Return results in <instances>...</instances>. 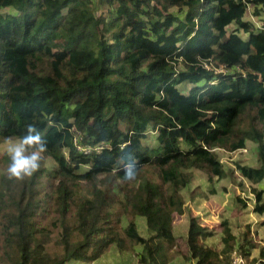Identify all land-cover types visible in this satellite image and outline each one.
<instances>
[{"label": "trees", "instance_id": "obj_1", "mask_svg": "<svg viewBox=\"0 0 264 264\" xmlns=\"http://www.w3.org/2000/svg\"><path fill=\"white\" fill-rule=\"evenodd\" d=\"M249 6L264 18V0H0V139L36 123L48 144L32 177L0 182V264H89L112 244L140 245L135 264H169L182 190L195 175L235 181L220 152L253 143L262 164L234 167L264 180V20ZM252 191L262 214L264 188ZM220 229L207 245L215 230L190 215L186 257L229 264L236 236L225 218ZM242 234L239 253L264 264V244Z\"/></svg>", "mask_w": 264, "mask_h": 264}, {"label": "rangeland", "instance_id": "obj_2", "mask_svg": "<svg viewBox=\"0 0 264 264\" xmlns=\"http://www.w3.org/2000/svg\"><path fill=\"white\" fill-rule=\"evenodd\" d=\"M93 3H97L98 0H92ZM104 7H97V12H104ZM247 19L252 20L255 26H260L263 24L264 18L262 16L256 17L252 15V7L249 6L246 12ZM234 25H231L229 28L232 29ZM241 33V32H240ZM244 37V35H242ZM189 88L188 84L181 85V89L186 91ZM3 139H0L2 141ZM148 145L154 146L156 141L153 136H149L145 141ZM0 153H3V145L0 143ZM257 151L256 147L253 143H248L246 147V151H240L235 153H225L220 152V159H224L223 164L229 168H234L233 178L235 181H232V176L228 175L226 178L217 181L214 185L204 181L202 178L197 177L196 175L193 178L192 185L182 190V195L186 202V211L183 216L177 217L174 225V234L176 235V245L179 248L180 253L171 254V259L169 264H194L193 260L186 257L187 248L185 245V233H186V225L187 219L190 215H195L200 223H205L209 225V228H213L215 230V234L206 240L207 245H215L216 248H219L220 238L222 236V232L220 229V222L223 218L227 219L229 222V226L236 236V246L235 250L230 253V260L238 255V245L242 239V233L246 225L250 226V234L257 240L260 244H264V212L262 214H257L250 209L249 206H244L242 202L238 200L239 193L244 190V182L240 179L238 173H236L234 163L236 161L241 162L242 164L258 167L262 163L256 161ZM48 165L52 163V161L47 158ZM264 166V163H263ZM6 166L0 165V182L3 179H7L5 175ZM243 182V186L238 185V181ZM249 184V181H247ZM254 187L261 189L264 188V180L256 185L251 184V189ZM216 193L211 195L209 190L214 188ZM206 193H209L213 199H208ZM205 199L206 203L204 202ZM206 212V216H201L203 214V210ZM214 208V209H213ZM211 215V216H209ZM122 226L127 224V220L124 216H122ZM137 231L142 236H149L151 232L147 229L145 219L142 216H137L134 218ZM210 219V220H209ZM209 220V221H208ZM141 251V246L138 245L132 251H119L115 244L107 247L105 252L94 262L89 264H135L138 257L137 254ZM257 256V251H253L251 256L245 259V264H250L251 258ZM66 264H82L79 261H71Z\"/></svg>", "mask_w": 264, "mask_h": 264}, {"label": "clouds", "instance_id": "obj_3", "mask_svg": "<svg viewBox=\"0 0 264 264\" xmlns=\"http://www.w3.org/2000/svg\"><path fill=\"white\" fill-rule=\"evenodd\" d=\"M0 143L3 145V154L8 158L5 175L9 180L23 181L32 177L39 171L43 154L48 150L47 140L36 123L26 124L23 133L19 136H4ZM120 161L128 165L123 179L134 180L137 175L135 156L130 152L125 153L120 157Z\"/></svg>", "mask_w": 264, "mask_h": 264}, {"label": "built area", "instance_id": "obj_4", "mask_svg": "<svg viewBox=\"0 0 264 264\" xmlns=\"http://www.w3.org/2000/svg\"><path fill=\"white\" fill-rule=\"evenodd\" d=\"M221 69V68H219ZM98 148V147H97ZM85 151H88V148L85 149ZM240 151H243L245 152L246 151V148H243V149H240L236 152H240ZM224 159H220V162L223 163ZM236 170V169H235ZM236 173H238L239 175V172L236 170ZM240 179L243 180L244 182V190L241 191V193H239L240 195V199L241 201L246 205V206H249L250 209H253L254 210V206H255V203H256V198H255V194L253 193L252 189H251V184L247 183V180L243 177H241L239 175ZM238 255H236L233 260H231V262L229 264H245V258L240 254V253H237Z\"/></svg>", "mask_w": 264, "mask_h": 264}, {"label": "crops", "instance_id": "obj_5", "mask_svg": "<svg viewBox=\"0 0 264 264\" xmlns=\"http://www.w3.org/2000/svg\"><path fill=\"white\" fill-rule=\"evenodd\" d=\"M209 191H210V190H209ZM206 194H208V195H207L208 199H209V198H210V199H213L211 195H213L214 193L211 194V195H210L209 193H206ZM208 199H205L204 202L206 203V200H208ZM213 209H214V208H213ZM202 210H203V208H201V211H202ZM202 215H203L204 217H207V216H206V212H205L204 210H203V214L201 213V216H202ZM209 216H211V215H209ZM209 220H210V219H209ZM209 220H208V221H209ZM201 224L206 225V226H209V225H207V224H205V223H201ZM211 237H212V236H211ZM211 237H209V238H211ZM207 239H208V238H207Z\"/></svg>", "mask_w": 264, "mask_h": 264}]
</instances>
